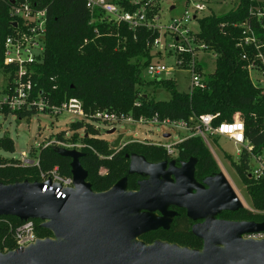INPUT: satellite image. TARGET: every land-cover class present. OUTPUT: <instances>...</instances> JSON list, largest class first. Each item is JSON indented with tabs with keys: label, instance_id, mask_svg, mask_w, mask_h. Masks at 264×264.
<instances>
[{
	"label": "trees",
	"instance_id": "1",
	"mask_svg": "<svg viewBox=\"0 0 264 264\" xmlns=\"http://www.w3.org/2000/svg\"><path fill=\"white\" fill-rule=\"evenodd\" d=\"M28 1L39 9H46V31L43 57L32 66L30 81L32 95H42L50 106H60L64 101L77 99L82 103L85 119L89 123L76 122L71 130L84 131L83 156L80 163L88 174L87 181L96 193L111 189L123 178L130 177L127 189L137 188L136 175L130 174V160L127 156L141 154L147 161L159 162L166 159L163 149L151 145L132 143L116 153L110 144L101 138V131L93 123L100 122L108 126L107 121L97 118L98 113L117 116H132L147 119H169L185 121L195 128L197 120L203 115H213V125L230 122L241 117L245 122V138L252 146L256 156L264 154V87L253 83L247 70L248 64L242 60L248 49L240 47L245 38L246 27H250L256 39L264 43V3L256 0H239L236 7L223 15L211 14L201 18L200 31L194 35L197 46L204 45L209 52L216 54L215 71L204 80V89H195L191 94L180 93L176 83L171 80L145 81L143 74L150 64V51L159 37L157 30L139 28L129 30L123 23L103 20L97 13H91L85 0H14ZM114 1V0H113ZM138 0L114 1L127 11L139 9L148 0L137 4ZM11 0H0V72L11 73L8 79L11 87L15 69L5 66L4 43L13 33ZM158 6L148 9L147 16L158 14ZM198 48H195L197 51ZM249 56L252 52H249ZM185 64L191 61V53L179 54ZM187 66V65H186ZM207 67L203 61L200 71L204 75ZM147 88V89H146ZM164 90L168 100H157L145 92ZM4 116L9 115L3 110ZM35 110L13 113L21 121L30 119ZM74 137H77L75 135ZM55 142H65V132L57 134ZM179 160L186 162L195 159V178L202 180L220 173L219 167L199 137L183 139L175 145ZM58 147H40L36 160L38 165H17L0 156V184L12 185L23 182H40L41 175L57 169L63 177H72L69 157L62 156ZM0 150L14 153L15 145L8 137L0 138ZM251 157L242 150L240 160L234 163L237 174L243 180L252 200V211L240 209L225 211L222 218L230 221H243L263 214L264 223V177L251 175ZM36 222V232L40 239L52 238V233ZM15 217L0 218V253L15 250L14 232L22 224ZM160 239L180 247L197 250L201 242L191 234L190 221L182 215L167 230L153 233ZM144 236L146 244L153 243Z\"/></svg>",
	"mask_w": 264,
	"mask_h": 264
},
{
	"label": "water",
	"instance_id": "2",
	"mask_svg": "<svg viewBox=\"0 0 264 264\" xmlns=\"http://www.w3.org/2000/svg\"><path fill=\"white\" fill-rule=\"evenodd\" d=\"M113 133L115 129L108 132ZM122 139L118 136L112 147L117 148ZM58 152L72 159L73 188L65 199H57L54 190L43 193L40 182L0 184V218L40 221L53 236L28 248L0 253V264H264V240L243 238L263 233L264 223L214 218L245 208L221 172L206 179L210 189L204 191L194 179L195 159L180 169L171 163L166 170V163L151 165L134 155L130 174L149 176L150 181L131 192L123 178L109 191L96 193L80 163L83 154L61 148ZM169 206L186 209L192 220L207 219L193 230L204 241L201 251L139 240L146 233L169 227Z\"/></svg>",
	"mask_w": 264,
	"mask_h": 264
},
{
	"label": "built area",
	"instance_id": "3",
	"mask_svg": "<svg viewBox=\"0 0 264 264\" xmlns=\"http://www.w3.org/2000/svg\"><path fill=\"white\" fill-rule=\"evenodd\" d=\"M85 2L87 9L91 13H97L103 20L109 22L116 24L123 23L128 26L129 30L136 31L139 28H145L159 32L158 28H161L158 24H154L159 20L158 14L153 16V18L147 16L148 9L155 6L153 0H148L139 9L134 11H127L122 5L112 0H85ZM138 2L133 1L131 3L137 4ZM211 4V0H186L182 16L174 19L168 28L171 34H177L175 37L176 42L181 43V46L177 45L175 48L177 53H191V61L189 64H185L181 59H177L176 63L180 67H188L191 73L188 94H191L195 89L205 88V79L202 78L204 75L200 71L201 61L198 62L197 59L199 57L198 55L203 51H207V49L204 45L197 46L195 44V34H190L192 38L187 39L186 36L190 31L186 30V33H183L182 30L183 28L187 29L186 25L189 22L199 21L203 16L205 17L206 12L209 13L211 11ZM11 16L16 19L13 22L16 23V28H13V33L5 39L3 63L5 66L15 69V77L10 87L8 79L11 73L5 74L1 71L4 76L5 85L0 88V114L4 115L3 110L5 109L8 110L9 115L35 110L37 113L44 115L69 113L85 118L82 103L77 99L66 100L60 106L54 107L50 106L42 95H38L37 97L32 95V83L29 78L32 73V66L40 62L43 57L47 16L46 9H39L28 1H18L12 5ZM244 36L245 38L241 42L240 47H245L248 51L246 50L244 52L242 60L248 64L247 70L249 76L253 73L257 75V79H251L253 83L264 87V43L256 39L254 31L250 27H246ZM160 43L161 37L159 36L154 41L152 47H158ZM195 48H198L197 51ZM249 52H252L251 56L248 55ZM145 71L151 80L154 81L165 80V75L173 72L170 67H165L158 62L149 64ZM95 116L103 121H107L108 126L111 125L113 128L118 124L129 123L147 126L155 124L158 126H168L172 129H182L190 133L185 138L199 137L206 145H209L208 140L219 139L220 137L226 138L236 146L241 147L240 154L242 150H245L251 157V175L255 178L264 177V154L256 156L252 153V146L245 138V122L241 117L237 116L230 122H222L214 126L213 121L216 117L213 115H203L197 120L195 128H190L185 121L160 120L157 117L153 119L143 117L135 119L132 116H117L106 112L98 113ZM166 136L168 135H164L163 137L167 138ZM60 143L62 142L54 141L52 143H46L43 146H56L60 148L62 147ZM174 146L167 145L164 147L168 153H172ZM79 148L75 147L73 149L78 150ZM21 162L23 166L38 165L37 160L31 161L25 153L22 155ZM251 163H254L255 166H252ZM40 183L44 184L43 193L54 190L57 199H65L67 192L73 188V178L61 176L57 169L52 170L46 175L42 174ZM36 227V222L29 220L23 222L15 229V250L28 248L40 239L37 235ZM252 236L264 239V232Z\"/></svg>",
	"mask_w": 264,
	"mask_h": 264
},
{
	"label": "rangeland",
	"instance_id": "4",
	"mask_svg": "<svg viewBox=\"0 0 264 264\" xmlns=\"http://www.w3.org/2000/svg\"><path fill=\"white\" fill-rule=\"evenodd\" d=\"M113 1V0H112ZM118 1V0H114ZM142 1V0H138ZM257 2H263L264 0H256ZM211 11L206 12V16L211 14L223 15L229 12L231 9L237 6L239 0H211ZM153 4L158 6L159 20L154 24H158L161 28H158L161 37V43L158 47H152L150 51V64L161 63L165 67H170L173 72L165 75V79H171L176 83L177 90L180 93H188L189 84L191 80V73L188 67L177 66V57L175 48L177 45L181 46V43H177L175 37L177 34H171L169 26L176 18H180L184 12L186 0H153ZM172 8H174L172 10ZM211 13V14H210ZM155 16V15H154ZM204 17V16H203ZM187 29L183 28V33L190 31L186 38L191 39L190 34H197L200 31L198 21H191L186 25ZM172 47H170V46ZM198 62H205L207 67L204 70V79L209 77L210 73L215 71V59L216 54L213 52L203 51L198 55ZM257 75L254 73L250 76L251 79H257ZM143 78L145 81L151 80L146 71H144ZM5 85L4 76L0 72V88ZM147 89V88H146ZM151 97L157 100H168L169 96L164 90H157L152 92V88H148ZM76 122L88 121L85 118L78 117L69 113L57 114V115H44L42 113L34 114L30 119H23L19 121L13 114L5 117L0 114V138L8 137L13 140L15 145L14 153H6L0 150V156L9 160V162H15L17 165H22L21 158L25 153L31 161L36 160L40 147L46 143H52L56 140L57 134L65 132V142L62 144L61 149L74 150L75 147H80L77 152H80L84 146V131L78 132L72 131L70 128L72 124ZM93 125L99 128L101 131V138L108 143L114 142L118 136L122 135L123 139L120 146H124L130 142H151L156 145L162 146H174L179 143L183 138L190 135L189 132L182 129H172L168 126H158L152 124L150 126L141 124H118L114 128L109 125L106 126L100 122H94ZM115 129V133L108 134L109 131ZM77 135V137H74ZM164 135H168L164 138ZM206 147L213 155L219 170L225 175L234 191L242 201L243 206L252 211V200L247 187L243 183V180L239 177L233 164L238 163L240 160L241 147L236 146L226 138L220 137L219 139L208 140ZM251 165L255 166L254 163ZM253 218L246 219V221L258 222L262 220L263 214L254 212ZM207 219H205L206 221ZM204 221V222H205ZM203 224V223H202ZM202 224L198 225L199 228ZM245 239L252 240H264L260 237L248 236Z\"/></svg>",
	"mask_w": 264,
	"mask_h": 264
},
{
	"label": "flooded vegetation",
	"instance_id": "5",
	"mask_svg": "<svg viewBox=\"0 0 264 264\" xmlns=\"http://www.w3.org/2000/svg\"><path fill=\"white\" fill-rule=\"evenodd\" d=\"M112 143H113V142H112ZM112 143H109V144H110V148H111L112 150H115L116 153L121 152V151L124 149V147H126L127 145L132 144V143H139V144L151 145V146H153V147L163 149V150L165 151V153H166V157H167V158H166V159H163V160H161V161H159V162H150V161H147V160L145 159V157L142 156L141 154L133 153V154H131V156H127V158L130 160V168H131V157L134 156V155L144 158L145 161H146L148 164H151V165H158V164H161V163H166V164H167V169H166V170L169 169L171 163H173L174 166H175L177 169H180V168H182V166H183L184 163H188V162L190 161V160H189V161H186V162L180 161V160H179V155H178V150L176 149L175 146L173 147L172 153H168L164 146H162V145H156V144H153V143H151V142H147V141L142 142V143H141V142H130V143H128V144H126V145H124V146H122V147H121L120 144H119V146H118L117 148L112 147ZM120 143H121V142H120ZM80 152H81V151H80ZM130 168H129V170H130ZM195 168H196V166H195ZM195 173H196V169H195V171H194V179H195V181H196L198 184H200V185L203 186V188H204L203 190L206 191V190L210 189V188L208 187V185H206V179H207L208 177H207V178H204V179H202V180H198L197 178H195ZM134 175L137 176V178L134 177V179H135V181H136L137 188H136L135 191H131V192H138V191L140 190V188H141V184H142L143 182H148V181H150V177H149V176H146V175H139V174H137V173H134ZM126 178H127V177H126ZM171 178H172L173 182L175 183V178H174V176H172ZM160 179L163 180V175L160 176ZM129 180H130V177H129V179L127 178V185H128V183H129ZM117 183H118V182H117ZM117 183H116V184H117ZM109 190H110V189H109ZM109 190H108V191H109ZM127 191H130V190L127 189ZM106 192H107V191H106ZM193 194H196V191H194ZM243 209H246V208H243ZM246 210H248V209H246ZM167 212L170 213V214H172L171 217L169 218V219H170V225H169V227H168L167 229H169V228L175 223V220H176L178 217H181L182 215H185V217L190 221V231H191V234L194 235V237H195L196 239H198V240L201 242V247H200V249H197V250H200V251H201V250L204 248V241L201 240L200 238H198V237L194 234L193 230H194V227H196V226H198V225L204 223L205 219L196 220V221H195V220H192V219H190V218L188 217L186 209H184V208H179V207H176V206H169L168 209H167ZM222 214H225V213L221 212V213H219L218 215H216L214 218H215L216 220H223V221H228V222H255V221H246V220H243V221H230V220L223 219L222 216H221ZM155 215H157L158 217H161V214L158 213V212L155 213ZM255 223H257V222H255ZM167 229L159 228V229H157V230H155V231H152V232L146 233V234L142 235V236L139 238V240L142 241L143 243H145V242L142 240V238H144V236L149 235V234H153V233L158 232V231L167 230ZM154 237H155L154 234L150 237V239H153L154 242L151 243V244H147V245H152V244H154V243L157 242V241L164 242V241H162V240H160V239H155ZM245 237H248V236H244L243 238L245 239ZM165 243H168V242H165ZM145 244H146V243H145ZM169 244H170V243H169ZM173 245H176V244H173Z\"/></svg>",
	"mask_w": 264,
	"mask_h": 264
},
{
	"label": "crops",
	"instance_id": "6",
	"mask_svg": "<svg viewBox=\"0 0 264 264\" xmlns=\"http://www.w3.org/2000/svg\"><path fill=\"white\" fill-rule=\"evenodd\" d=\"M173 10V9H172Z\"/></svg>",
	"mask_w": 264,
	"mask_h": 264
}]
</instances>
